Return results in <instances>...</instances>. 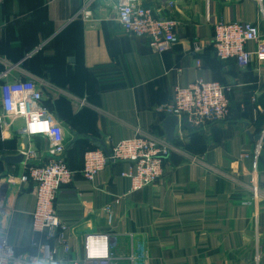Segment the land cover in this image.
Listing matches in <instances>:
<instances>
[{
  "label": "crops",
  "instance_id": "0c3cea01",
  "mask_svg": "<svg viewBox=\"0 0 264 264\" xmlns=\"http://www.w3.org/2000/svg\"><path fill=\"white\" fill-rule=\"evenodd\" d=\"M85 1L0 0V73L10 68V80H33L63 94L48 104L65 122L66 162L76 175L60 191L56 211L78 239L59 260L83 264L84 236L107 233L116 264H130V257L138 264H264V195L254 198L253 161L245 158L257 146L255 136L264 135V63L254 60L243 69L221 62L213 44L222 22L257 24L264 36V0H142L178 24L179 43L164 54L122 32L116 0H95L90 19H74ZM194 41L204 46L199 55L192 53ZM247 49L255 52L256 44ZM198 80L230 90V118L200 131L180 122L170 143L167 115L157 109ZM23 128V122L9 128L0 122V194L12 209L17 252L36 253L31 243L43 237L32 230V186L18 184L24 163L3 161L21 154ZM138 134L173 148L156 184L132 192L124 177L131 164L113 162L86 180L84 156L96 146L91 138L111 147ZM28 141L48 150L41 137ZM258 167L264 187V151Z\"/></svg>",
  "mask_w": 264,
  "mask_h": 264
},
{
  "label": "built area",
  "instance_id": "2783aa9c",
  "mask_svg": "<svg viewBox=\"0 0 264 264\" xmlns=\"http://www.w3.org/2000/svg\"><path fill=\"white\" fill-rule=\"evenodd\" d=\"M95 0H86L74 19H90V8ZM115 21L127 36L145 39L154 53L164 54L178 45L177 22L156 16L153 9L142 4V0H116ZM256 44V51L250 52L248 44ZM213 44L216 56L223 62H235L240 68H248L254 60L264 63V36L257 24L246 22H222L214 27ZM204 51L200 41L192 43V53ZM198 66L201 62H197ZM12 69L0 73V122L5 128L16 122H23L22 134L28 139L41 137L48 144V150H37L28 141L23 148L24 171L19 178L21 188L32 186L36 199L32 214V230L43 238L33 240L31 247L35 254L18 253L11 241L12 209L0 194V264H69L59 260L61 250L68 256L72 252L70 242L78 239L74 228L65 225L56 211V201L64 186L73 182L75 172L66 162L68 136L65 126L55 115L43 106L45 87L33 80H10ZM264 83V76L262 79ZM230 90L217 82L198 80L186 88H177L171 104L159 107L157 111L186 120V126L200 131L226 122L230 118ZM80 106L85 102L80 101ZM38 117L39 119H36ZM48 123V131L40 129ZM35 131H32V128ZM180 128V126H179ZM264 136V135H261ZM108 148L89 151L84 156L82 175L92 182L109 163H129L132 169L124 174L132 183V192L156 184L164 175V167L173 152L172 146L158 138L138 134ZM264 145L258 141L252 156L254 198L264 195V187L258 182L259 161ZM14 184V182H11ZM111 222V219H110ZM85 259L83 264H116L113 251V237L107 233L86 234L83 239ZM260 260H264V253ZM130 264H138L130 257ZM71 264H81L72 261Z\"/></svg>",
  "mask_w": 264,
  "mask_h": 264
},
{
  "label": "water",
  "instance_id": "95a60500",
  "mask_svg": "<svg viewBox=\"0 0 264 264\" xmlns=\"http://www.w3.org/2000/svg\"><path fill=\"white\" fill-rule=\"evenodd\" d=\"M182 124L186 125V120L183 119ZM163 126L166 130L168 141L170 143H172L176 138V134H177V131H178L179 126H180V119L176 116L167 115V117L163 123ZM255 140L261 141L262 144L264 145V136L257 135V136H255ZM94 142L98 148L103 149L107 154L109 153L108 148L103 141L95 139ZM24 144H25V147L28 148V138H25ZM3 161L6 164H23L24 163V156L22 154H20L17 157L4 158Z\"/></svg>",
  "mask_w": 264,
  "mask_h": 264
},
{
  "label": "trees",
  "instance_id": "16d2710c",
  "mask_svg": "<svg viewBox=\"0 0 264 264\" xmlns=\"http://www.w3.org/2000/svg\"><path fill=\"white\" fill-rule=\"evenodd\" d=\"M221 61V60H220ZM221 62H223V61H221ZM227 63V62H226ZM229 63V62H228ZM61 99V98H60ZM229 99V98H228ZM56 100L55 99H53L50 95H47V96H45V98H44V101H43V106H45L47 109H49L54 115H55V117L60 121V122H62L63 124H65V122H63V120L62 119H60L58 116H57V114L55 113V111H54V109L52 108V106H50V104H48V103H51L52 104V102H53V104H54V102H55ZM91 139H93V140H95L94 138H91ZM97 149V147L95 146H93L92 148H90L89 150H87V152H89V151H93V150H96ZM99 149V148H98ZM86 152V153H87ZM85 153V154H86ZM31 191V190H30ZM24 253H26V251H24ZM28 253H30V254H35L34 252H28Z\"/></svg>",
  "mask_w": 264,
  "mask_h": 264
},
{
  "label": "rangeland",
  "instance_id": "374dc122",
  "mask_svg": "<svg viewBox=\"0 0 264 264\" xmlns=\"http://www.w3.org/2000/svg\"><path fill=\"white\" fill-rule=\"evenodd\" d=\"M47 85H44L46 87L45 88V96L50 95L52 98H54L55 96L57 97V96L63 95L61 92H56V90H57L56 88H55L56 90H54L53 89L54 87L47 86Z\"/></svg>",
  "mask_w": 264,
  "mask_h": 264
},
{
  "label": "clouds",
  "instance_id": "9594fccd",
  "mask_svg": "<svg viewBox=\"0 0 264 264\" xmlns=\"http://www.w3.org/2000/svg\"><path fill=\"white\" fill-rule=\"evenodd\" d=\"M36 119H39V118L36 117ZM40 129L43 130V131H48V130H49V128H48V123H47L46 121L43 122V123L41 124ZM31 130H32V131H35V128L33 127Z\"/></svg>",
  "mask_w": 264,
  "mask_h": 264
}]
</instances>
